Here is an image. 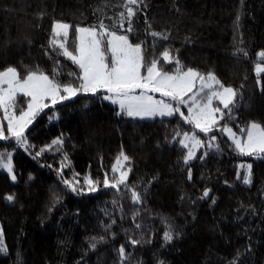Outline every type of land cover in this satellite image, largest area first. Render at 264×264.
Instances as JSON below:
<instances>
[{"label":"trees","instance_id":"1","mask_svg":"<svg viewBox=\"0 0 264 264\" xmlns=\"http://www.w3.org/2000/svg\"><path fill=\"white\" fill-rule=\"evenodd\" d=\"M124 2L0 0V70L14 66L24 75L39 68L52 76L57 69L61 83L78 85L69 76L78 67L49 46L50 26L71 25L68 47L74 50L75 28L103 21L108 31L143 42L146 63L157 59L172 72L175 64L162 57L169 50L184 69L213 72L235 89L231 115L221 126L240 134L251 122L264 126V74L254 71L264 51V0H143L131 33L126 21L119 27ZM19 107H26L24 99ZM190 129L179 114L132 119L99 93L42 112L26 130L30 146L0 142V153H12L16 176L13 181L0 172V228L7 248L0 264H264V158L239 155L215 131L219 150L201 148L185 165L186 149L173 137ZM61 136L62 148L36 155ZM121 151L130 157L129 187L104 188ZM62 162L68 166L61 175ZM249 164L251 182L245 184L247 169L239 166ZM74 173L81 184L87 176L98 180V190L84 186L81 194L73 193L62 181L73 180ZM129 189L141 194L142 203L133 204ZM169 225L173 240L165 243Z\"/></svg>","mask_w":264,"mask_h":264},{"label":"snow or ice","instance_id":"2","mask_svg":"<svg viewBox=\"0 0 264 264\" xmlns=\"http://www.w3.org/2000/svg\"><path fill=\"white\" fill-rule=\"evenodd\" d=\"M142 3L143 0H125L123 7L126 15L125 12L119 14L121 21L119 27L124 29L126 21L127 33L133 31V17ZM71 27L67 23L54 21L49 46L59 49L62 56L78 67V73H69V76L76 77L79 81L78 85L71 82L61 83L56 78L59 74L57 69L53 70L52 76L39 68L28 70L24 75H21L14 66L0 70V111L3 113L2 120L7 123V134L3 124L0 123V141L14 139L20 146H30L26 130L45 109L70 100L81 92L97 95L103 91L106 95L102 98L118 104L121 111L128 116L171 117L179 114L180 119L192 128L191 132L178 131L173 137L174 140L180 137L179 144L187 149L183 158L185 165L196 158L198 149L206 147L219 150L215 131L226 134L239 155L264 158V126L260 123L251 122L246 128L240 130L244 134L241 136L233 132L227 124L221 126L225 115H231L237 92L231 86H225L215 73L204 74L192 68L184 69L169 50H165L162 57L164 63L175 64L172 72L165 71L157 59L146 63L143 42L134 44L130 41L129 35H118L116 31H108L103 21L98 26L87 28L77 26L75 47L74 50H70L68 41ZM150 35L154 38L167 39V36L157 32H151ZM257 57L259 62L256 63L254 71L259 77L264 74V51L259 52ZM143 68H146V75L142 72ZM260 83L261 80L258 79L257 84ZM137 90H139L138 95ZM148 93H159L162 97L168 98L171 103L155 100ZM20 99H24L26 107H19L17 114ZM181 107L187 109L186 115L181 111ZM200 133L207 139H202ZM63 144V137H57L51 145L45 146L36 155L39 156L45 150H51L53 146L59 150ZM199 158L203 159V157ZM64 159L67 161V155ZM128 162L130 157L121 151L112 165L113 175L109 177L106 173L103 178L104 188L120 191L121 186L129 187L127 180L131 169L127 167ZM67 166L68 164L61 163L58 170L61 175L63 168ZM239 167L247 169L243 175V182L249 184L252 166L249 164ZM0 170H6L11 179L16 180L13 174L12 153H0ZM78 175L74 173L73 180L65 179L62 182L78 195L84 191V186L87 187L88 192L98 190V180L87 176L81 184V181L75 178ZM240 175L238 171V178ZM189 178H191L190 169ZM129 190L133 204L142 203L141 194L135 190ZM209 191L207 189L204 191V197L209 196ZM6 199L13 201L14 197L9 195ZM163 240L165 243L173 240L170 225L164 231ZM131 243L135 245L139 241L133 239ZM92 247H95V244H92ZM6 251L3 232L0 230V252ZM119 254L123 262L127 258L123 246L119 249Z\"/></svg>","mask_w":264,"mask_h":264},{"label":"rangeland","instance_id":"3","mask_svg":"<svg viewBox=\"0 0 264 264\" xmlns=\"http://www.w3.org/2000/svg\"><path fill=\"white\" fill-rule=\"evenodd\" d=\"M53 24V23H52ZM52 24H51V26H50V32H51V28H52ZM86 28V27H85ZM52 33V32H51ZM119 35V34H118ZM61 39H62V37H61ZM142 72L146 75L147 73H146V68H143L142 69ZM79 84V83H78ZM89 94H91V93H83V92H81V93H79L78 95H89ZM99 94H101L102 95V97H103V95H106V93H104L103 91H101V92H99ZM137 95L139 94V90H137V93H136ZM92 95V94H91ZM148 95H151L155 100H165L166 102H170L171 103V101L170 100H168V98H166V97H162L159 93H148ZM68 101V100H67ZM106 103H108V104H110V105H112V106H114V107H117L118 108V110L120 111V112H122L121 111V109H120V107H119V105L118 104H113L111 101H108V100H104ZM64 102H66V101H64ZM64 102H62V103H64ZM216 103H218V102H216ZM60 104V103H59ZM19 107V106H18ZM50 107H52V106H50ZM49 107V108H50ZM48 109V108H47ZM47 109H45V110H47ZM44 110V111H45ZM43 111V112H44ZM181 111H183L184 113H185V115L187 114V109L186 108H184V107H181ZM18 114V113H17ZM126 114V113H125ZM127 115V114H126ZM2 116H3V113H2V111H0V123H2L3 124V126H4V128H5V134H7V132H6V128H7V123H6V121H3L2 120ZM128 116V115H127ZM174 116V115H173ZM128 117H130V118H132V119H136V120H151V119H154V118H168V117H161V116H151V117H149V116H144V117H141V116H128ZM172 117V116H171ZM35 121V120H34ZM31 126V125H30ZM29 126V127H30ZM230 127V126H229ZM231 128V127H230ZM232 130H233V132H235L234 131V129L233 128H231ZM192 131V128L188 131V132H191ZM238 136H241V135H244L243 133L242 134H240V133H237V132H235ZM200 135V137L201 136H203V134L202 133H200L199 134ZM223 135H224V137L232 144V141L227 137V135L226 134H224L223 133ZM202 138V137H201ZM11 141H15L14 139H9V140H7V141H0V142H3V143H7V142H11ZM233 145V144H232ZM234 146V145H233ZM199 150V149H198ZM198 150H197V152H198ZM186 152H187V149H186ZM6 153H9V152H6ZM193 160V159H192ZM0 172H5V173H7V174H9L6 170H0ZM10 175V174H9ZM0 230H1V228H0Z\"/></svg>","mask_w":264,"mask_h":264}]
</instances>
